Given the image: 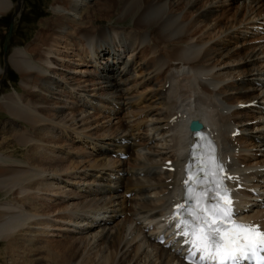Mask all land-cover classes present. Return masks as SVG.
<instances>
[{
    "label": "bare ground",
    "instance_id": "bare-ground-1",
    "mask_svg": "<svg viewBox=\"0 0 264 264\" xmlns=\"http://www.w3.org/2000/svg\"><path fill=\"white\" fill-rule=\"evenodd\" d=\"M97 5L99 12L100 5L108 7V11L117 10L114 13L117 21L130 22V30L126 33V29L114 25L112 21L107 29L96 27L92 17L97 12ZM235 5L236 13L222 26L221 20L227 11L222 7ZM14 6L13 0H0V15ZM19 6L20 3L15 8L16 16L23 10L20 7L18 12ZM51 9L55 16L43 21L45 25H52L55 38L52 37L54 40L47 43L46 35L38 36L36 40H44L46 47L74 31V35L79 34L84 38L81 37V41L88 48L89 62L81 61L75 48L79 44L65 51L64 60L91 68L63 67L52 60L61 59L53 48L47 49V58L40 62L28 57L31 54L26 48L16 50L8 63L23 75V86H29L27 73L30 71L44 77L41 83L47 86L48 96L65 101V104L59 102L56 123L71 121V126L77 129L91 123L95 114L104 111L106 106L110 108L112 105V112L116 103H121L125 109L126 105H135L138 95L132 92V81L140 78V83L151 82L155 85L149 91V96H144L150 103L139 111L145 112L146 122L152 126L143 136V142H138L140 135L134 131L132 123L138 117L133 118L131 110H128L126 126L123 125L121 131L119 128V132H110L111 136L110 133L103 134L104 138L100 139L78 136L83 138L84 144L88 137V143L94 147L91 150L76 147L73 151L75 155L83 157L74 161L77 164H72L73 168H66L62 154L53 150L49 156L60 165L46 173L50 181L44 184L45 190L63 202L67 203L73 198L79 199V202H69L67 208L51 215L26 214L19 207L0 204V239H7L10 247L16 248L20 238L14 237L15 231L28 226L36 233L68 234L78 258L75 264H81L88 248L94 253L100 248L107 253L113 249L116 260L125 264H184L169 248L154 242L152 238L154 227L151 228V225H157L162 210L178 198L177 186L181 184L177 170L169 171L163 169L162 165L169 157L176 165L184 159L187 143L191 140L188 124L193 118L202 120L205 127L219 131L224 149L229 150L233 145L239 149L242 147L243 152L234 154L241 159L240 162L246 156L252 159V149L255 147V154L260 151L264 164V33L258 28L264 25V0H54ZM193 13L195 18L190 19ZM232 44L235 46L230 47ZM162 48L164 52L158 54ZM106 50L109 55L105 58ZM138 52H144V55L153 52L141 66L145 73L139 74L135 70V55L137 57ZM112 54L113 58L110 59ZM152 57V67L147 66ZM5 71L0 65V75ZM92 72L96 75L92 83L87 82V77H80L82 83L74 82L77 75L87 76L85 74ZM159 79L162 85H157ZM64 88L77 96V100L62 99L60 94H67L63 93ZM251 100L256 101L252 108L240 105ZM18 102V99L17 104L6 99L3 101L5 108L15 117L30 120L40 116L39 108L47 106L43 103L18 106ZM80 103L82 108L77 112L70 106ZM249 110L254 113L250 114ZM175 113L180 114L177 122L168 121V116L170 118ZM123 118L118 120L117 125ZM254 118L256 120H252ZM104 121L106 125L108 120ZM235 125L241 127L243 132L232 137ZM124 138H129L131 142H123ZM246 144L251 145L248 146L250 148H246ZM82 150L94 155L90 159L93 160L92 167L86 166ZM122 150L130 152V157L114 160L111 153ZM128 162L133 166L126 167ZM255 177L264 179L258 174H250L249 179L257 182ZM261 185L264 187V184ZM127 191L132 192L130 197L125 196ZM76 206L78 208L75 210ZM126 209L131 211L126 212ZM259 214L264 217V208H253L247 213L250 218H256ZM126 215L131 218L127 219ZM57 229L61 233L55 231ZM30 236L25 243L33 241ZM44 244L43 248L45 246L47 251L54 246L49 239ZM93 264L99 263L94 260Z\"/></svg>",
    "mask_w": 264,
    "mask_h": 264
},
{
    "label": "rangeland",
    "instance_id": "rangeland-1",
    "mask_svg": "<svg viewBox=\"0 0 264 264\" xmlns=\"http://www.w3.org/2000/svg\"><path fill=\"white\" fill-rule=\"evenodd\" d=\"M13 1L15 4L14 8L8 11L7 13L0 15V65H2L4 68L6 65L7 69L9 67L6 75L2 76L4 73L0 75V204H9L10 206L13 207H19V209L26 214L51 215L54 212H60L64 208H67L66 205H68L69 202L70 203L79 202V199H71L73 201L69 200V202L67 203L63 202L62 199L60 200L59 198L54 199L53 198L54 196L49 195L48 191L45 190V186H44L45 183L50 181L48 180L46 173L51 172L52 169L55 168L58 164L60 165V163L53 162V158H50L49 156L50 153L55 149H59L57 146H65V145L71 146L72 144L71 142L75 143V145L71 147V149L72 150L76 149V141L71 139L70 137L72 135H69L67 133V128L71 126L70 124L71 121H67V122L60 121L61 124L58 126V128L53 126V124H55L56 121L58 120L57 108L59 106V102L62 103L63 101V104H65L64 103L65 101L64 100L59 101L48 96V93L46 91L47 86H43V84L41 83L44 77H40L33 71L27 73L29 77V79L27 80L29 86L25 88L22 82L23 75L19 74V72L11 64L8 63V59L16 50H21L26 48V50H28V52H30L31 54L28 55V57H31L34 62H40V61H44L47 58V55H45L47 54L46 52L47 49L53 48L54 50L58 51L57 55L60 56L61 59L59 58V60H55V59L52 60H54L56 63H61L63 67H67L70 69L77 66L76 63L79 62L71 63L69 61H65L64 60L66 57L64 55L65 51L68 49L71 50V48H69L70 46L74 47L75 44H79V47L77 46L75 47L77 48L76 51L78 55L81 56V61L83 63L85 62L88 63L89 62L88 48H86L85 44L81 41V37L83 38V36L79 34L74 35L73 34L74 31H72L73 33L70 34V36H65L63 39L58 40L55 43H50L52 45H55L53 47L49 46L50 44H48L45 47L44 40H36L38 36L44 37V35L48 37L46 43L51 40H54L55 38V35L53 34L52 25L50 26L45 25L43 21L44 19L47 20L55 16V14L51 9V5L53 4L54 0H25V1L13 0ZM22 1H24V8L20 6L21 8H23L21 12L22 15L21 16L17 15L15 17L16 19H18L19 17V22L18 25L15 27L14 34L12 35V41L9 46L10 53L8 57L4 59V54L2 50L3 48L2 41L9 29V24L12 18V12L13 13L16 12L15 8L17 7V4L20 3L21 5ZM108 1L111 0H107V2ZM237 5L222 7V9L223 8L227 9L225 16L221 20L222 26L225 23H227L229 19H231V16L233 14L236 13L235 7ZM98 7H99L98 5L95 7L97 12L94 13L92 17L94 20V25L96 27L107 29L109 27V24L111 23L110 21H112L114 25H118L120 28L126 29V33L130 30L129 27L131 26L130 22L119 23L117 21L118 17L114 14L117 12V10L114 9L113 11L112 10L108 11L110 10L108 7L104 5L102 7L100 5L101 9L99 12ZM113 7L117 8V6H113ZM92 11L93 8L90 10V12L92 13ZM189 18L194 19L195 14L194 13L191 14ZM94 40L96 41V38ZM231 46H235V44L230 45V47ZM43 47H45V49L41 51ZM107 50L106 52H104L105 58L106 56L109 55V53H107L108 52ZM162 52H164L163 48L161 49L160 52L158 51V54H161ZM152 53L144 55V52L143 53L138 52L140 57L138 56L137 57L138 59H135L137 61L135 63L136 64L138 63V65L135 64L134 66L136 67V69L138 67V69L135 70L139 71V74L145 73L143 72L145 69L141 68V66L145 61L150 59ZM104 56L102 54V57ZM159 56H164V55H159ZM153 60L154 58L152 57L151 60H149V62L146 63V65L152 67L154 62ZM77 67L79 69H89L88 67H86V65H81ZM93 70H95V68H93ZM97 70H100V68H97ZM54 71L65 72L57 69H55ZM85 75L94 76V78L92 77L89 78V76L77 75L74 82L75 83L81 82L82 78L80 77H87L88 79L87 82L90 83H92L91 81H94L96 79L95 72ZM140 81H142L140 78H136L132 83L133 88H135V86H137L140 83ZM160 81L162 80L159 79L158 80L159 83L157 85L161 84ZM143 83L150 84V86H147L148 88L145 87L146 85L142 87H138L137 89L138 93L145 91L146 89H150L149 91L151 92L152 91L151 89L155 87V85L151 82H141L140 84ZM164 84H165L164 86H166V82ZM92 86L93 85H90L89 87ZM184 89L185 87L183 88V90ZM149 91H147L146 93L147 95L145 97L149 96L148 95L150 93ZM63 93H67V94L66 96L60 94L62 99H66V101H69L74 98L73 100H77V96H74V94L70 93L66 88H64ZM5 99L15 104H17V99H18L19 101L18 106L39 105L40 103H43L44 105L47 106L39 108L40 116L36 117L37 116L36 115L35 116L36 118L30 120V119L15 117L12 113H10L8 109L5 108V104L3 103ZM147 100L149 99L147 98ZM148 103H150V100ZM148 103L144 106H138V107L145 108L148 105ZM70 106H72L73 110L76 112L81 110L82 108L81 103L75 105L70 104ZM111 106L112 105H110L109 106L110 108H108L109 111L111 109ZM104 111L96 113L94 116V120L91 121V123H89L87 126L76 129L80 137L81 135H85L88 136L89 138L94 137L97 139L98 137L100 139V138H104V135H109L110 132L111 133L119 132V130L121 131V129H123V127L126 126L125 117L123 118L124 120L118 123L117 125L118 127L117 126L111 127L107 124L105 125L104 119L108 120L107 118H111L110 120L114 124L116 123L118 117L115 118L112 117L115 115H110L107 118L102 117L101 114H105ZM114 111H117L116 106ZM100 116L101 118H99ZM146 119L147 117L145 116V120ZM99 120H102L103 122L100 123L101 124L100 127H97V122L94 121H99ZM57 129L58 131H56ZM116 129L119 130L117 131ZM89 130H91V132H88ZM111 133L109 136H111ZM245 146L246 148H250L248 146L251 145L246 144ZM81 149H85V148L83 147ZM63 151L68 152V154H70L71 152V150L69 149ZM82 153L84 156L91 154L89 153V151H83ZM91 155L94 156L93 154ZM77 156L78 157H76L75 160L72 156L63 157L65 167L73 168L74 166H72V164L76 165L77 163L74 164V161L78 160V158L80 157L79 155ZM247 157L248 156H246L245 159H247ZM90 159L93 158L92 157L89 158L90 162H87L86 164L87 167L93 166L92 164L93 160ZM260 161H262V159L259 160V162ZM128 165L133 166V164H130L129 162L127 163L126 167ZM70 187L73 189L75 188L73 186ZM60 201L62 202L60 203ZM77 208L78 206L74 207L75 210ZM129 209H126V212L131 211ZM0 213L2 212L0 211ZM125 217L127 219L131 218L127 215ZM31 230L32 229L27 226L25 228H20L19 230L15 231L14 237H19L20 242L18 246L13 249L12 247H10L9 244L10 241H7V239H0V264H75L77 262L76 260L78 258L76 259L75 257L76 253L74 251V246L71 243L70 238L63 236V234L65 235L66 233L63 232L62 235H47L46 233L44 234V232L36 233L34 230L33 231ZM56 231L59 233L58 230ZM29 236L33 237V241L29 242L28 244V241L25 243V239ZM47 239L52 241V245H54L53 247L52 246L49 247L48 251L46 250L45 246L43 248V245H45L44 243L47 242ZM70 246L72 247V250L70 249ZM48 252L50 253V255ZM94 260L97 261L99 264L124 263V262L122 263L118 262L116 260L113 249L109 250V253H107L106 250L100 248L96 253H94L91 251V249L88 248L86 253L84 254L81 264H93Z\"/></svg>",
    "mask_w": 264,
    "mask_h": 264
},
{
    "label": "snow or ice",
    "instance_id": "snow-or-ice-1",
    "mask_svg": "<svg viewBox=\"0 0 264 264\" xmlns=\"http://www.w3.org/2000/svg\"><path fill=\"white\" fill-rule=\"evenodd\" d=\"M193 161L198 169L196 179L203 180L205 165L202 158L193 155ZM210 166L216 171L208 173L207 182L200 186L206 188L207 198L214 203L211 207L199 206L191 211L186 210L183 219L177 217L178 221H183L176 227L178 233L183 229L182 236L178 238L185 239L186 245L189 243L187 238H192L190 243L196 249L193 255L201 264H248L249 261L264 264V229L238 224L232 220L233 201L227 194L229 189L226 187L230 177L225 174L223 178L216 179L220 174L219 170L223 169L217 158L210 162ZM191 167L192 165L190 169ZM191 199L196 200L197 197L191 196Z\"/></svg>",
    "mask_w": 264,
    "mask_h": 264
},
{
    "label": "water",
    "instance_id": "water-1",
    "mask_svg": "<svg viewBox=\"0 0 264 264\" xmlns=\"http://www.w3.org/2000/svg\"><path fill=\"white\" fill-rule=\"evenodd\" d=\"M13 28H14V21L11 22L10 29L6 35V38H5V42H4V49L5 50L7 49L8 43L10 41V35L12 33Z\"/></svg>",
    "mask_w": 264,
    "mask_h": 264
}]
</instances>
